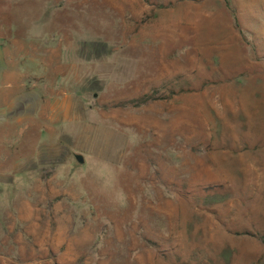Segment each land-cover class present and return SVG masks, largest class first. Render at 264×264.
Here are the masks:
<instances>
[{
    "label": "rangeland",
    "instance_id": "obj_1",
    "mask_svg": "<svg viewBox=\"0 0 264 264\" xmlns=\"http://www.w3.org/2000/svg\"><path fill=\"white\" fill-rule=\"evenodd\" d=\"M226 8L264 73V0H0V264H264Z\"/></svg>",
    "mask_w": 264,
    "mask_h": 264
},
{
    "label": "crops",
    "instance_id": "obj_2",
    "mask_svg": "<svg viewBox=\"0 0 264 264\" xmlns=\"http://www.w3.org/2000/svg\"><path fill=\"white\" fill-rule=\"evenodd\" d=\"M228 16H229V20L226 23L227 28H231L235 31L236 27H235V22L231 19L229 12H228V8L225 9ZM232 20V21H231ZM234 25V27H233ZM231 38L233 40V42L230 43H225L228 45H226L227 48L220 49V53H216L213 56V60H210L211 62H215V63H219L222 64V67L220 66H213L212 69L215 70L216 72V77L219 78H230L233 76V73L235 71H239V69H241V72H243V70H246L244 72H250V77L253 78L252 80H249L247 82V84H244V82L246 81V79L242 76H240L242 78V82L244 85H240L239 86V92L244 95L243 100H245L244 103V110L241 109V113L240 115H236L237 110L236 109H230V113L232 115V117H234V121L233 123H235L236 121L239 122H245V124L251 126L249 128H244V130H240V133H243L244 135L248 136L249 138L255 140L257 135H261L264 133L263 130V126H264V85H258V81L262 82L263 81V69H253L254 67H257L256 65V57L255 59H253L252 54L249 53H240V46L241 44L246 45V43L244 42L243 39H241V34L237 33V31L232 32L231 34ZM247 47V46H246ZM224 50V54H222ZM224 63H227L228 66H226ZM217 69V70H216ZM218 71V72H217ZM249 76V75H247ZM246 85V86H245ZM232 88H228V87H224L223 85L220 86H207V87H202V86H197V89H193L191 90L192 92H201L203 94H206L207 91L209 92H214V93H228L229 91L233 93V86H231ZM203 88L202 90H199ZM185 92V91H182ZM190 92V91H189ZM256 94V95H255ZM255 95V96H254ZM254 96V97H251ZM216 103V100H215ZM258 109H262L263 112V116H262V122L259 119L260 117H258L257 115L255 116V110L256 112H258ZM227 110L225 108H220L219 110L217 109L215 111V116H217V119L219 120H224V122H222V125L225 126L227 125V118H228V113H225ZM210 115H207L206 117H209ZM254 118L256 119V123H254ZM216 123V122H215ZM232 123V126H233ZM244 124V123H243ZM216 125H218V123H216ZM255 125L257 128H254ZM235 139V138H234Z\"/></svg>",
    "mask_w": 264,
    "mask_h": 264
},
{
    "label": "water",
    "instance_id": "obj_3",
    "mask_svg": "<svg viewBox=\"0 0 264 264\" xmlns=\"http://www.w3.org/2000/svg\"><path fill=\"white\" fill-rule=\"evenodd\" d=\"M75 159L79 162V163H83V157L80 154H75Z\"/></svg>",
    "mask_w": 264,
    "mask_h": 264
}]
</instances>
